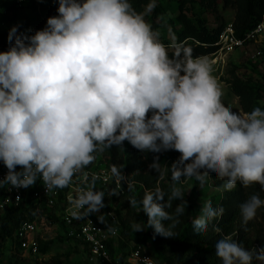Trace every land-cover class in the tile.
<instances>
[{"label":"clouds","instance_id":"1","mask_svg":"<svg viewBox=\"0 0 264 264\" xmlns=\"http://www.w3.org/2000/svg\"><path fill=\"white\" fill-rule=\"evenodd\" d=\"M155 7L156 0L143 12L130 0H57V14L42 29L29 35L10 28L9 47L0 51V163L7 169L0 188L27 189L39 179L47 191L64 189L98 154L123 150L125 141L141 153L176 151L171 166L158 156L148 165L159 179L171 172L167 194L156 186L139 201L146 227L165 238L188 206L182 177L202 186L214 176L222 191L238 183L264 190V107L232 110L207 56L180 45L170 56L145 19ZM110 172L126 179L117 165ZM83 176L68 197L76 220L105 207L98 177ZM239 207L246 225L264 199L253 194ZM223 212L205 204L191 222L194 234L219 233L213 221ZM214 248L220 264H264V245L249 249L224 236Z\"/></svg>","mask_w":264,"mask_h":264},{"label":"trees","instance_id":"2","mask_svg":"<svg viewBox=\"0 0 264 264\" xmlns=\"http://www.w3.org/2000/svg\"><path fill=\"white\" fill-rule=\"evenodd\" d=\"M156 1H159V4L151 11L146 21L152 25L154 30L159 32L168 23L175 37V43L172 44L169 40L163 41L161 37L160 39L168 47L170 56L175 53L177 45L191 48L193 56H208L218 50L217 42L227 25L219 8L221 2L222 8L231 7L235 9L232 26L236 37L239 39L245 38L249 31L264 21V0H173L176 3L173 17H167L165 14L164 17L160 15L158 10L165 9L163 7L165 3L164 0ZM130 2L138 12H143L149 0H130ZM28 3L42 17L48 18L57 14V0H26V4ZM205 13L213 19L211 22ZM210 23L211 25H209ZM1 25H3V22L0 21ZM17 30H20V28ZM8 47L9 43L6 39L2 46L3 51L7 50ZM261 78L264 82V72ZM227 83L232 93L238 98L243 113L250 112L258 106L260 100L264 99V91L259 86L260 83L254 81L236 67L228 69ZM222 102L229 107L225 101ZM100 154L101 157H98V154L95 161L87 168L117 165L126 172L128 180L132 182V184H127L124 180L122 181L123 194L117 193L114 189L115 186L112 184L110 194L105 193V207L99 212L91 214L98 222L105 224L110 223L106 212L113 211L115 213L120 227V234L126 236L127 240L118 238L108 241V249L114 259L122 261L130 252L132 245L133 248L141 247L145 249L157 261L159 260V264H220V260L215 256L214 245L218 239L224 236H231L233 240L242 243L245 248L249 249L264 245V236L257 229L255 218L246 225L242 224L239 207L253 194H258L262 199L264 190L261 189L259 184L244 187L238 183L232 191H222L217 195L213 194L205 201V204H211L214 208L223 207L224 209L223 215L213 221V224L220 228L219 233L213 232L210 227L208 233L203 237L194 234L191 222L201 215V209L205 204L202 206L196 198L188 196L185 197L188 206L184 215L179 218L180 222L173 230V237L165 238L154 235L153 230L147 227L145 234H135L129 225L131 209H134V207L128 205V210H120L115 209L113 204L118 203L121 198L126 196L133 186L136 189L134 198L140 207L139 201L142 199L145 189H153L159 186L167 194L171 183V172L164 179H159L156 172L149 169L148 165L153 162L154 156H158L162 165L171 166L177 160L179 153L172 150L161 153H141L125 141L123 150L113 146ZM3 166L0 163V170ZM181 180H184V178L182 177ZM197 186L199 184L194 180L193 187L197 188ZM203 186L206 187L207 192L212 191L208 183ZM95 187L97 190H103L99 183H96ZM38 188L39 184L37 182L26 191L25 197L18 205L0 211V261L4 256L6 244L10 243L14 250L12 264H30L31 259L23 257L20 253L16 231L22 221L34 218L35 206L31 193ZM65 192L66 188L60 190L59 202L50 211V218L54 220H57L54 212L58 213L60 211V216L63 213ZM176 203L178 201H173V207ZM59 214L58 217H60ZM144 219L146 225L147 218ZM59 227L62 230L65 229L61 217ZM59 237L75 241L79 246L82 244L77 238L67 237L62 231L59 232ZM51 240L53 239L40 240L39 254L46 252ZM147 240L152 243L150 246L146 245ZM61 262V256L55 255L44 264H61Z\"/></svg>","mask_w":264,"mask_h":264},{"label":"rangeland","instance_id":"3","mask_svg":"<svg viewBox=\"0 0 264 264\" xmlns=\"http://www.w3.org/2000/svg\"><path fill=\"white\" fill-rule=\"evenodd\" d=\"M18 0H0V21L3 22V25L0 26V51H3V44L7 39L8 32L10 28L13 26H18L20 30L19 32H24L26 34H32L34 31L42 29L46 25L47 18L42 17L34 8L31 7V4H25L24 6H17ZM165 9H159L158 13L164 17V14L167 17H173L174 11L176 9V3L173 0H164ZM159 4V1H156V5ZM224 19L226 20L227 24L232 23L235 9L234 8H222V2L219 6ZM150 14V13H149ZM147 14L145 19L148 17ZM208 16V20L211 22L213 19ZM211 25V23L209 24ZM160 37L163 38V41L169 40L172 44L175 43V37L171 32V28L169 27L168 23L165 24V27L159 32ZM168 48V47H167ZM261 51L260 55H257V51ZM210 61L213 63L214 71L213 75L217 79L222 92V101H225L228 106L241 114H244L239 105L238 98L232 93L229 88V84L227 83L228 80V69L232 67L238 68L241 72L245 73L247 76L251 77L254 81L260 83L261 89L264 91V82L261 78V75L264 72V35L261 40L255 41H248L244 43L242 46L237 47L233 51L229 53H221L219 51L212 53L211 55L207 56ZM257 107H264V99L260 100ZM98 157H101L99 154ZM194 179H184L182 180V184L180 185L184 192L185 197L192 196L198 200L200 205H204L205 201L211 195H217V193H221L222 190L219 189V185L223 183L222 181L218 180L214 176H210L208 181L209 188L212 190L207 192L206 187L203 185L197 186V188L193 187ZM135 188L133 186L129 192H127L126 196L120 199V201L116 204H113L115 209L120 210H128V205H130L129 200L135 197ZM264 199V194L262 196ZM111 207V208H113ZM131 216L129 217L130 222L129 225L132 228L133 223H139L145 227V230L134 232L135 234L142 235L146 232V225L145 219L147 218L143 212L142 208L136 204L134 209H131ZM57 220L52 219L53 225L55 228L49 234L50 238L53 239L49 243L50 245L47 246L46 252L43 254H39L37 257H30V264H44L45 262L49 261L52 256L60 255L62 262L61 264H86L87 262L84 259L83 253L81 251V246L75 241H70L67 239H62L59 237V220H60V211L58 213L54 212ZM59 214L60 217L57 215ZM264 208L258 209L257 215L255 217L256 227L259 230L260 234L264 236ZM133 229V228H132ZM254 236V233H253ZM124 240H127V237L122 235ZM152 243L147 240L146 245L150 246ZM13 248L11 247L10 243L6 244L4 250V256L0 261V264H12L14 261L13 256ZM159 261V260H158ZM157 261V262H158ZM159 264V262H158Z\"/></svg>","mask_w":264,"mask_h":264},{"label":"built area","instance_id":"4","mask_svg":"<svg viewBox=\"0 0 264 264\" xmlns=\"http://www.w3.org/2000/svg\"><path fill=\"white\" fill-rule=\"evenodd\" d=\"M26 4V0H18L17 6L21 7ZM264 35V21L256 25L254 29L249 31L245 38L239 39L234 33L232 23L226 25L225 29L220 35L217 42L218 50L221 53H229L239 46H242L246 41L261 40ZM216 51V52H217ZM261 51L256 54L260 55ZM111 167L99 166L86 168L83 172L74 177L73 183L66 187L65 199L63 200V213L61 218L65 224V229L62 230L59 226L58 231H62L67 237L77 238L82 242L81 249L84 259L89 264H158L156 258L146 252L141 247L133 248L128 255L120 261L114 259L108 249V241L112 239L122 238L120 234V227L113 211H107V217L110 223H100L92 215L84 216L76 220L70 217L67 212L69 207L68 197L75 194V189L81 187L83 181V173L86 172L89 178L95 174L99 183L105 193L110 194L111 185L115 186V191L119 194L124 193L122 181H118L110 172ZM7 169L3 166L0 170V179H3ZM127 184H132L127 178V174L122 170ZM39 188L35 189L31 194L33 204L35 206L34 218L31 220H24L20 223L16 236L19 240V249L23 257L27 255L30 257H37L39 255L40 240H49V234L53 231L55 226L50 218V211L59 202V195L61 189L54 191H47L41 180H37ZM31 188V187H30ZM27 189H11L8 186L0 188V211H4L12 206L18 205L26 195Z\"/></svg>","mask_w":264,"mask_h":264},{"label":"crops","instance_id":"5","mask_svg":"<svg viewBox=\"0 0 264 264\" xmlns=\"http://www.w3.org/2000/svg\"><path fill=\"white\" fill-rule=\"evenodd\" d=\"M82 247V246H81ZM81 251H82V249H81Z\"/></svg>","mask_w":264,"mask_h":264}]
</instances>
